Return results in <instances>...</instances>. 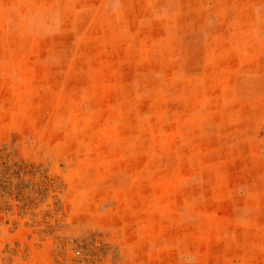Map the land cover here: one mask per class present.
<instances>
[{
	"label": "rangeland",
	"instance_id": "obj_1",
	"mask_svg": "<svg viewBox=\"0 0 264 264\" xmlns=\"http://www.w3.org/2000/svg\"><path fill=\"white\" fill-rule=\"evenodd\" d=\"M0 264H264V0H0Z\"/></svg>",
	"mask_w": 264,
	"mask_h": 264
}]
</instances>
